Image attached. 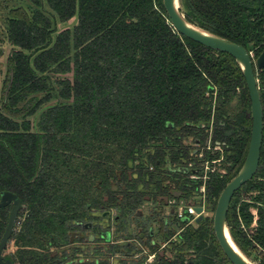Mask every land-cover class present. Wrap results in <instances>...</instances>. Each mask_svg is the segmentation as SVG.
Listing matches in <instances>:
<instances>
[{
	"label": "trees",
	"instance_id": "trees-1",
	"mask_svg": "<svg viewBox=\"0 0 264 264\" xmlns=\"http://www.w3.org/2000/svg\"><path fill=\"white\" fill-rule=\"evenodd\" d=\"M178 3L187 22L241 44L253 59L264 47V0ZM0 23L9 46H0V191L23 205L7 241L13 250L4 251L6 243L2 254L14 264H61L83 251L80 225L113 210L121 230L114 237L130 235L134 219L140 235L156 224L154 236L169 238L159 252L149 248L155 264H232L212 216L196 222L177 209L203 199L213 212L244 160L251 117L236 60L178 33L162 0H5ZM255 77L259 161L231 197L226 226L239 250L264 264V68ZM189 142H198L201 157ZM218 158L222 172L204 169L202 161ZM8 213L0 207V237ZM93 232L96 264H108L117 247Z\"/></svg>",
	"mask_w": 264,
	"mask_h": 264
},
{
	"label": "water",
	"instance_id": "water-1",
	"mask_svg": "<svg viewBox=\"0 0 264 264\" xmlns=\"http://www.w3.org/2000/svg\"><path fill=\"white\" fill-rule=\"evenodd\" d=\"M162 4L171 25L178 33L206 47L230 54L241 68L249 98L251 117L249 140L240 168L225 183L217 197L212 214V229L220 249L232 264H253L231 239L226 226V213L234 192L253 176L259 161L262 139V108L255 70L264 68V47L253 59L250 52L241 44L209 33L187 22L179 11L178 0H162ZM8 205H10L8 217L0 237V264H14L8 256L2 254V251L13 230L17 213L23 207L17 194L10 190H1L0 207ZM194 210L197 213L194 221L198 222L203 216V208L195 206Z\"/></svg>",
	"mask_w": 264,
	"mask_h": 264
},
{
	"label": "flooded vegetation",
	"instance_id": "flooded-vegetation-1",
	"mask_svg": "<svg viewBox=\"0 0 264 264\" xmlns=\"http://www.w3.org/2000/svg\"><path fill=\"white\" fill-rule=\"evenodd\" d=\"M210 138L206 140V147L210 148ZM192 147V153L196 154L198 157H201L203 155L202 147L199 146L198 142H189ZM217 147V148H216ZM215 149H219L218 141L216 142V145L213 146ZM199 150V151H198ZM205 161H202L203 166L205 165ZM201 162V161H200ZM192 163H188V166H191ZM191 177L194 175L191 174ZM146 206L147 209L148 204H143V206ZM10 207V205H8ZM171 204L170 202L167 203V205L163 208L164 214H167L169 211ZM141 207V208H142ZM178 207H183L182 205H179ZM166 209V212H165ZM143 211V210H142ZM106 212H102L101 219L98 220H89L84 221L80 226L85 229V241L83 248V251L79 252L77 254V257H74L72 259H68L67 261L63 262L61 259H58V262L61 264H96L98 254L95 255L94 249L95 246L93 245L96 241H94L93 237V231H96L99 229L103 235H100L98 238L102 239L101 242L102 245L106 244H114L117 247V250L114 251V253L106 256L108 264H135L137 261H141L140 264H155L156 261V253L155 251H150L149 248L155 244H157V251L159 252L162 248H165L166 243L169 241V238L165 235L164 237H155L153 234V230H156V227L158 225L153 224L149 225V228L147 229L149 231V236H145L144 234L140 235V230L138 228V221L131 219L127 222L128 226L125 227L126 230H129L131 232L130 235H124L122 233H119L116 237L112 235V233L115 230L121 231L120 229L116 228V224L119 220H116L111 214L110 218L106 219ZM165 219L163 220V225L166 228ZM153 226V227H152ZM94 241V242H93ZM63 262V263H62Z\"/></svg>",
	"mask_w": 264,
	"mask_h": 264
},
{
	"label": "rangeland",
	"instance_id": "rangeland-1",
	"mask_svg": "<svg viewBox=\"0 0 264 264\" xmlns=\"http://www.w3.org/2000/svg\"><path fill=\"white\" fill-rule=\"evenodd\" d=\"M4 1L5 0H0V6L2 5V3L4 4ZM71 20L68 22V24L67 25H71ZM0 25H1V23H0ZM60 27H62V25H60ZM0 30H1V26H0ZM0 46H2L3 47V52L4 53H6L7 52V50L9 49V46H8V44L6 43V42H0ZM0 67L2 68L1 70H0V83H1V79L3 78V75H4V57L3 56H1L0 57ZM219 161H213V162H211V164L212 165H210L209 167L211 168V171L213 170V169H215V167H216V165L218 166L219 165ZM213 164H216V165H213ZM218 169L220 170V167L218 166ZM142 210H143V212H147V207L144 205L143 207H142ZM250 211L252 212V214H253V216H254V218H253V220H252V222L250 223V226H254V224H255V208L254 207H250ZM113 210H111V215L113 214ZM165 212H166V209H165ZM212 214H213V212L211 211V212H206V211H204L203 212V215H208V216H212ZM13 250V246H12V243L11 242H8L7 243V245H6V247H5V250L4 251H6V252H10V251H12ZM261 257V255H256L255 253H252V255L251 256H249V257H247L253 264H256L257 263V260L259 259Z\"/></svg>",
	"mask_w": 264,
	"mask_h": 264
},
{
	"label": "built area",
	"instance_id": "built-area-1",
	"mask_svg": "<svg viewBox=\"0 0 264 264\" xmlns=\"http://www.w3.org/2000/svg\"><path fill=\"white\" fill-rule=\"evenodd\" d=\"M213 161H219V158L212 160V162ZM208 168H209V165L207 164V162H205L204 169H208ZM210 170H211V168H210ZM219 171L222 172L223 170L220 169ZM204 177L205 176H203V178ZM200 191H203V186L200 187ZM195 206H201L203 208V212H204L203 199H201V204H189V205L186 206L184 211H182V207H178V209H177L178 216H183V214H186V215L190 216V220H194V218L197 216V213L194 210Z\"/></svg>",
	"mask_w": 264,
	"mask_h": 264
}]
</instances>
